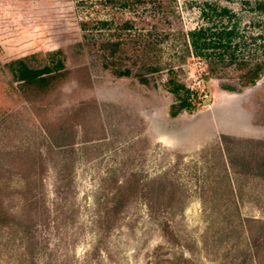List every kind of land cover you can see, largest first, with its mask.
<instances>
[{"label":"rangeland","instance_id":"obj_1","mask_svg":"<svg viewBox=\"0 0 264 264\" xmlns=\"http://www.w3.org/2000/svg\"><path fill=\"white\" fill-rule=\"evenodd\" d=\"M80 1L0 0V264H264V70L239 82L264 0H161L147 83L101 66L81 21L111 14ZM204 2L234 13L233 62L178 39ZM170 65L196 91L174 117Z\"/></svg>","mask_w":264,"mask_h":264},{"label":"trees","instance_id":"obj_2","mask_svg":"<svg viewBox=\"0 0 264 264\" xmlns=\"http://www.w3.org/2000/svg\"><path fill=\"white\" fill-rule=\"evenodd\" d=\"M78 6L81 9L95 7L98 12L111 14V17L105 16L103 19L88 17L81 21L84 38L90 37L86 45L95 48L103 68L109 69L117 77L134 75L141 83H147L150 74L167 66V63L162 64L161 61L159 34L162 32L165 38L170 32L160 30L156 23L163 18L165 20L169 13L161 0H82ZM116 10L119 16L116 15ZM138 10H141L140 13ZM201 15L204 22L200 26L188 31H177L178 39L184 44L186 52L204 57L213 65L225 60H236L235 51L243 40L237 25L231 23L234 13L225 6L204 2ZM134 18L140 20V25ZM260 49L264 56V42ZM241 63L249 64L244 60ZM263 70L264 61H257L240 76V85H253ZM168 71L173 76L167 80V86L177 97L169 111L174 117L181 111L195 108L193 99L196 91L193 92L175 79L171 65L168 66ZM222 88L236 90L231 85H223Z\"/></svg>","mask_w":264,"mask_h":264}]
</instances>
